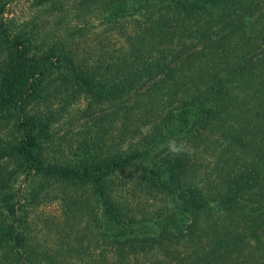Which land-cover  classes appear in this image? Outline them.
<instances>
[{
	"label": "trees",
	"instance_id": "obj_1",
	"mask_svg": "<svg viewBox=\"0 0 264 264\" xmlns=\"http://www.w3.org/2000/svg\"><path fill=\"white\" fill-rule=\"evenodd\" d=\"M14 1L0 264H264V0Z\"/></svg>",
	"mask_w": 264,
	"mask_h": 264
},
{
	"label": "rangeland",
	"instance_id": "obj_2",
	"mask_svg": "<svg viewBox=\"0 0 264 264\" xmlns=\"http://www.w3.org/2000/svg\"><path fill=\"white\" fill-rule=\"evenodd\" d=\"M9 10L11 12V17H13L15 20H24L27 19L32 15V12L34 9L32 7H29L27 3L24 2V0H15L10 6ZM57 208L54 205L50 206H44L41 205L37 207L34 211L31 212L30 219L34 222L38 223L40 219H43V216L47 215H57ZM34 217V218H33ZM38 218V219H36ZM35 223V224H36Z\"/></svg>",
	"mask_w": 264,
	"mask_h": 264
},
{
	"label": "clouds",
	"instance_id": "obj_3",
	"mask_svg": "<svg viewBox=\"0 0 264 264\" xmlns=\"http://www.w3.org/2000/svg\"><path fill=\"white\" fill-rule=\"evenodd\" d=\"M167 149L174 156L180 155L181 153L191 154V147L186 141L177 142L174 138L168 140Z\"/></svg>",
	"mask_w": 264,
	"mask_h": 264
}]
</instances>
